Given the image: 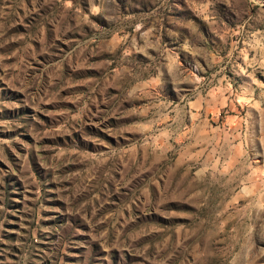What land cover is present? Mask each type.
Instances as JSON below:
<instances>
[{
  "label": "rangeland",
  "instance_id": "rangeland-1",
  "mask_svg": "<svg viewBox=\"0 0 264 264\" xmlns=\"http://www.w3.org/2000/svg\"><path fill=\"white\" fill-rule=\"evenodd\" d=\"M0 264H264V0H0Z\"/></svg>",
  "mask_w": 264,
  "mask_h": 264
}]
</instances>
